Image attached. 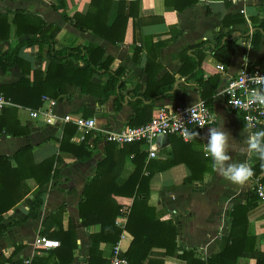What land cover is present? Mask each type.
I'll return each mask as SVG.
<instances>
[{
  "label": "crops",
  "instance_id": "0c3cea01",
  "mask_svg": "<svg viewBox=\"0 0 264 264\" xmlns=\"http://www.w3.org/2000/svg\"><path fill=\"white\" fill-rule=\"evenodd\" d=\"M136 1L138 7L135 23L129 18L123 41L112 44L90 30H78L71 19H63L64 15L71 17L74 12L85 14L90 0H65L63 7H59L58 0H0V14H7L6 21L10 25L8 38L0 40L1 52H11L20 41L33 36L31 33L18 35L12 23L14 10H27L38 14L46 22L59 26V32L55 36V48L77 45L101 47L105 52L103 58L108 55L113 59L110 68L112 70L120 68V81L123 83V87L118 91L122 98L117 110L115 109L117 94H111L103 100L98 95L82 94L76 89L71 95L62 94L52 98L56 101L52 108L45 102L37 109L16 106L14 117H11L8 111L0 113L3 123H7L9 118H14L18 123L17 128L26 131L20 135L2 133L0 155L11 157L18 149L29 145L31 147L29 161L34 164H39L54 155L59 156L53 165L54 174L50 180L39 187L33 178H27L26 196L3 215L0 223L3 225L10 220L22 221L0 235L1 256L12 261L22 260L23 264L25 260H29L30 264L34 257H46L49 249L36 248L33 245L34 238L41 235L44 225L51 231L61 226L63 230L72 227L76 232L77 247L73 249V259L69 264L87 263L89 236L99 232L100 225L82 226L78 206L84 185L95 174L97 162L103 158L107 142L101 136L96 137L93 132L75 130L69 141L77 145L84 140L89 145L93 144L92 156L86 161H80L70 152L60 151L59 139L64 127L72 124V121H64L63 116L69 114L72 118L77 115L84 117L82 109L85 108L87 113L91 112V116L87 118H95L98 124L112 129L126 126L135 110L141 113L139 115L143 118L144 116L151 118L159 106L172 107L178 104L176 93H171L173 94L171 97H155L153 100L142 96L143 93L153 92L157 84L170 77H173L174 82L182 80L178 87L182 90L185 103H195L201 99L200 87L193 78L188 79L179 73L182 65L179 54L201 40L213 41L216 34L230 33L235 41V50L230 63L225 67L213 55L211 49L206 48L197 52L204 71L203 78L208 75L218 76L219 82L210 98L209 106L215 119L204 127L197 137L187 141L175 136H159L155 140L156 156L153 158H148L147 146L139 145L140 151L147 153L146 161L156 162L153 164L154 173L148 183L147 204L153 208V213L158 215V222H169L174 225L175 241L180 247L194 250L197 255L203 252L208 257L219 250L221 237L229 233L230 210L233 205L244 204L255 192L252 177L259 178L264 184V171L257 176L253 175L243 186L230 183L212 170L211 160L203 152L208 129L223 127L230 135V143L234 145V148L230 146L229 149L232 160L247 162L250 166L257 161L255 154L248 156L239 152L245 139L242 135L245 124L239 112L226 108L222 90L228 79L237 74L242 66L264 71V33L257 46L252 47L251 42L259 20L264 17V0H224L223 6L219 8L209 5L206 0ZM117 2L113 1L108 23H111L116 15ZM134 26L135 32L137 31L136 40L133 34ZM18 56L29 65L30 80L33 78L34 70L41 71L42 78H45L49 65L47 45H43L41 49H38L37 45L21 46L18 49ZM71 60L75 66L82 65L81 61L72 58ZM220 65L223 69H219ZM20 76L21 68L18 64L6 71L0 67V85L14 83ZM107 79V74H94L91 78L93 82L102 86ZM49 95L47 94V97L51 98ZM139 102L152 103L151 106L142 109ZM40 109L41 114L36 119L30 117V111ZM44 109H50L51 114H47ZM131 156L132 154L127 156L124 161L122 170L124 178L134 169ZM161 163L164 168L162 170L158 168ZM189 177L194 180L185 181ZM38 193L41 198L38 216L28 217L29 206ZM114 198L121 205L120 213L116 215L114 221L121 233L117 243L99 244L101 257L106 263L113 254L125 256L132 240V235L124 225L133 199L124 196ZM59 206L63 207L61 215L48 218ZM247 219L248 232L256 236L257 247L264 252V198H258L257 205L248 210ZM148 257L162 260L164 264H186L176 254L167 255L165 249L161 247H152ZM51 261H57V258L53 257ZM238 264H253V261L240 259Z\"/></svg>",
  "mask_w": 264,
  "mask_h": 264
},
{
  "label": "trees",
  "instance_id": "16d2710c",
  "mask_svg": "<svg viewBox=\"0 0 264 264\" xmlns=\"http://www.w3.org/2000/svg\"><path fill=\"white\" fill-rule=\"evenodd\" d=\"M59 7L64 6L65 0H58ZM114 0H90L88 10L85 14L74 12L71 17L63 16V19H71L73 25L80 31L90 30L101 39L112 44L120 43L124 39L126 24L129 18L134 23L137 19L138 2L136 0H117L116 15L111 23H108L109 12L112 9ZM168 2V1H167ZM175 8L177 6H174ZM182 9V8H181ZM264 12V8H263ZM12 23L15 31L21 33H31L33 36L20 41L11 52L0 51V67L6 71L9 67L18 64L21 68V76L18 81L0 85V94L9 102V107L1 109L0 113L9 112L14 117L16 106L37 109L42 105V96L50 94L51 98H56L62 94L71 95L76 89L82 94L98 95L103 100L111 94H117L115 99V109H119L122 96L118 91L123 87L120 81V68L112 70L110 64L111 56L104 57V50L99 46L77 45L74 47L55 48V36L59 32L57 24H51L43 20L38 14L27 10H14ZM7 14H0V40L8 38L10 25L7 23ZM242 20V19H240ZM252 34V47L257 46L262 33H264V17L259 20ZM134 40L137 36L135 26L133 30ZM37 45L41 49L47 45V55L49 65L45 78L42 72L34 70L32 80L29 79V65L18 56V49L21 46ZM211 49L213 55L227 66L234 54L235 41L230 33L216 34L213 41L209 39L201 40L180 52L179 57L182 65L179 73L187 78H193L200 87L199 94L208 106L211 104V97L214 89L218 85V76L208 75L203 78L201 59L198 56L202 49ZM135 57V56H134ZM75 61H81V66H75ZM94 74H107L108 79L105 85H100L91 80ZM174 79L173 77L161 81L155 90L143 93L145 99L153 100L155 97H171ZM142 109L151 106L139 102ZM85 108L82 109L85 118L91 116ZM137 110L129 119L127 125L137 126L146 123L150 116L139 115ZM18 123L14 118H9L7 123H3L0 117V135L4 132L11 135L25 133V129L17 128ZM76 130L75 124H67L64 127L59 139L58 149L68 151L77 160H88L94 150V145H89L86 141L74 144L69 141L72 133ZM264 130V125L259 127ZM96 139V138H95ZM31 147L29 145L18 149L11 157L0 155V223L3 215L14 205L21 201L27 194L25 180L33 178L39 187L47 183L54 174L53 165L59 159L54 155L34 164L29 161ZM131 156L134 169L126 177H122L124 161L127 156ZM147 153L140 151L139 143L116 144L108 142L104 156L96 165L95 174L90 177L83 188L82 197L78 206V215L82 226L99 224L100 230L96 234L89 236L90 247L86 264H106V260L101 257L99 244L101 242L117 243L121 230L115 226L116 215L120 213L119 205L115 196L131 197L132 204L129 208L127 220L124 228L132 235L131 243L125 253L131 264H164L162 260L148 257L152 247L164 248L167 255L176 254L183 259L186 264H238L240 259H249L253 264H264V252L257 247L256 236L248 232L247 212L257 205L258 196L255 192L244 204H234L230 210V229L226 236H222L219 242V250L210 256L202 259L194 250H185L175 241V227L169 222H158V215L153 213V208L148 206L149 180L154 173L153 160L146 161ZM175 162V161H174ZM174 162H170L174 163ZM176 163V162H175ZM169 164V165H170ZM254 176L262 173L264 168L257 158L252 164ZM162 168V163L158 167ZM189 177L185 181H193ZM41 204L40 193H38L29 206L27 216L36 218ZM63 207L59 206L48 218L61 215ZM22 220H10L7 224H0V235L9 227L17 225ZM41 235L50 240H57L58 247L47 250L46 257H34L30 264H69L73 259V249L77 247L76 232L72 227L63 230L58 226L57 230L51 231L44 225ZM181 251V252H179ZM53 257L57 261H51ZM23 264L22 260L12 261L0 255V264Z\"/></svg>",
  "mask_w": 264,
  "mask_h": 264
},
{
  "label": "built area",
  "instance_id": "2783aa9c",
  "mask_svg": "<svg viewBox=\"0 0 264 264\" xmlns=\"http://www.w3.org/2000/svg\"><path fill=\"white\" fill-rule=\"evenodd\" d=\"M238 1V0H235ZM243 1V0H239ZM223 69V66H219ZM253 74L264 75V71L258 68H248L242 66L234 76H231L223 87L222 93L224 103L227 109L240 113L243 123L251 121L254 124L253 131H258L259 127L264 124V108L253 106L252 110H245L244 104L247 101L249 90L254 85L246 83L247 77ZM42 103L47 102L49 108H52L56 101L47 96H42ZM10 102L0 94V110L9 106ZM42 109L30 111V117L36 119L41 114ZM47 114H51L50 109H44ZM214 114L210 107L203 101L198 100L193 104L181 106L177 104L172 107L159 106L153 116L146 123L131 126L126 125L119 129H112L106 125H100L95 118H84L80 115L72 118L69 114L63 116L64 121H72L79 132H93L95 136H101L105 142H113L118 145L123 143H136L140 146L148 147V158L156 156L154 148L155 140L159 136H175L184 141L189 140L187 133H201L202 129L214 121ZM203 124L204 126H200ZM255 193L258 198H264V184L257 177H252ZM33 245L39 249H51L58 247L57 240H50L42 235L34 238ZM204 251V250H203ZM200 258H206L201 252ZM29 264V260H25ZM106 264H131L128 259L121 254H113L109 257Z\"/></svg>",
  "mask_w": 264,
  "mask_h": 264
},
{
  "label": "clouds",
  "instance_id": "9594fccd",
  "mask_svg": "<svg viewBox=\"0 0 264 264\" xmlns=\"http://www.w3.org/2000/svg\"><path fill=\"white\" fill-rule=\"evenodd\" d=\"M206 2L217 8L222 7L224 0H206ZM246 83L254 85L249 90V95L244 104L245 110H252L253 106L264 108V75L253 74L247 77ZM204 126L203 124L200 125ZM254 124L249 121L243 128L242 135L245 136L243 146L239 148L242 155L251 156L255 154L264 168V130L253 131ZM197 132L187 133V138L197 137ZM203 152L211 160L210 167L218 175L230 183L238 186L245 185L254 175L252 167L247 162H234L229 155L230 135L223 127H210L206 136ZM235 150V149H234Z\"/></svg>",
  "mask_w": 264,
  "mask_h": 264
},
{
  "label": "water",
  "instance_id": "95a60500",
  "mask_svg": "<svg viewBox=\"0 0 264 264\" xmlns=\"http://www.w3.org/2000/svg\"><path fill=\"white\" fill-rule=\"evenodd\" d=\"M181 81H182L181 79H178L174 82L173 88L170 90V93H176L177 94L176 100L178 101V104L184 106L186 104L184 100V96H182V90L178 87V84Z\"/></svg>",
  "mask_w": 264,
  "mask_h": 264
}]
</instances>
